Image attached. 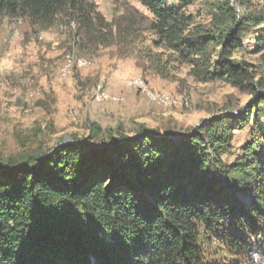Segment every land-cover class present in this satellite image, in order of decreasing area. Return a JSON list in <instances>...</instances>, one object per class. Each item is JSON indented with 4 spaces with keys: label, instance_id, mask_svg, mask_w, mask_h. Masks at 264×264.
Returning a JSON list of instances; mask_svg holds the SVG:
<instances>
[{
    "label": "trees",
    "instance_id": "1",
    "mask_svg": "<svg viewBox=\"0 0 264 264\" xmlns=\"http://www.w3.org/2000/svg\"><path fill=\"white\" fill-rule=\"evenodd\" d=\"M132 1L152 18L126 9L110 22L90 0H0V17L45 29L68 18L82 50L129 54L150 33L196 81L255 100L195 133L141 129L134 140L122 125L92 122L85 138L59 147L44 146L40 130L14 135L18 150L0 154V264H264V79L234 59L250 27L254 54H264V15L240 17L232 0ZM198 2L210 8L209 27L187 11ZM247 129L233 154L235 132Z\"/></svg>",
    "mask_w": 264,
    "mask_h": 264
},
{
    "label": "rangeland",
    "instance_id": "2",
    "mask_svg": "<svg viewBox=\"0 0 264 264\" xmlns=\"http://www.w3.org/2000/svg\"><path fill=\"white\" fill-rule=\"evenodd\" d=\"M90 3L110 22L126 9L152 18L132 0ZM230 5L240 17L264 15L263 0H251L250 5L232 0ZM187 11L196 25L210 26L211 11L205 2ZM257 30L248 28L245 51L234 59L252 65L257 78L264 79V54L253 52ZM77 31L75 23L64 17L46 29L25 18L0 17V154L15 153L14 135L33 130L43 132L46 147L75 144V137L82 140L88 135L92 122L103 129L122 125L134 140L143 139L141 129L195 133L220 115H243L256 98L226 83L196 81L189 76L190 67L153 46L155 37L150 33L129 54H120L116 46L82 50L83 36ZM249 138V129L237 130L233 154Z\"/></svg>",
    "mask_w": 264,
    "mask_h": 264
},
{
    "label": "bare ground",
    "instance_id": "3",
    "mask_svg": "<svg viewBox=\"0 0 264 264\" xmlns=\"http://www.w3.org/2000/svg\"><path fill=\"white\" fill-rule=\"evenodd\" d=\"M150 95V94H149ZM153 97V96H152ZM156 101V100H155Z\"/></svg>",
    "mask_w": 264,
    "mask_h": 264
}]
</instances>
